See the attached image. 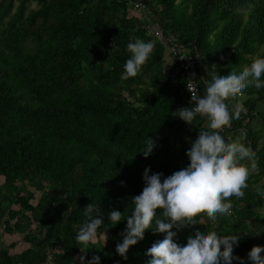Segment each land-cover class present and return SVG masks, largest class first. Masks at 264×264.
Listing matches in <instances>:
<instances>
[{"label": "trees", "instance_id": "16d2710c", "mask_svg": "<svg viewBox=\"0 0 264 264\" xmlns=\"http://www.w3.org/2000/svg\"><path fill=\"white\" fill-rule=\"evenodd\" d=\"M133 1L0 0V228L27 244L0 246V264H42L47 250L56 264H88L93 255L100 264H145L146 249L163 233L146 229L122 259L115 246L126 219L112 226L108 213L131 214L146 166L165 176L186 166L185 150L208 124L199 115L190 124L177 116L193 102L173 70L178 52L167 53L165 41L195 57L202 94L213 72L264 55V0H141L162 39L148 34ZM132 36L154 48L141 71L123 79ZM238 94L227 102L243 106L240 118L217 131L250 146L258 172L243 197L229 198V215L212 221L199 213L174 239L184 243L196 227L240 233L233 251L246 258L253 245H264V198L255 191L264 187V87ZM148 135L156 146L145 157L139 151ZM88 203L105 224L81 244L76 235Z\"/></svg>", "mask_w": 264, "mask_h": 264}, {"label": "clouds", "instance_id": "9594fccd", "mask_svg": "<svg viewBox=\"0 0 264 264\" xmlns=\"http://www.w3.org/2000/svg\"><path fill=\"white\" fill-rule=\"evenodd\" d=\"M153 48L152 41L132 36L127 44L130 55L123 65L122 78L136 76ZM172 62L173 56L167 64ZM262 77L264 55L256 56L250 63L227 74L215 71L211 79L205 81L203 94L192 93L194 106L179 109L177 116L186 123L190 124L199 115L207 119V127L199 129L198 135L185 150L189 160L186 166L167 176L160 171L150 174V166L144 168V186L139 194L131 197L133 206L130 215L122 218V211H109V225L114 226L126 219L120 233L122 239L115 246L122 259H127L131 245L143 239L145 230L152 229L153 232L163 233V238L155 240L146 249L145 254L149 258L145 264H232L234 260L239 264H264V245H253L246 258L234 253L233 249L241 239L240 233H222L214 229L204 231L196 227L184 243L174 239L181 228L197 224L199 213H206L207 217L216 221L219 215L230 214V197L245 195L250 167H257L255 152L250 146L230 140L217 130L228 126L233 119H239L243 110L241 104L230 107L228 98L249 86L257 89L264 87ZM155 146L156 140L148 135L143 150L139 152L147 157ZM245 158L253 160L250 167L242 163ZM124 183L121 181V184ZM255 191L264 198V187L258 185ZM86 217L76 235L81 244L92 241L97 230L105 224L96 204H87ZM100 261V255H93L88 264H100Z\"/></svg>", "mask_w": 264, "mask_h": 264}, {"label": "built area", "instance_id": "2783aa9c", "mask_svg": "<svg viewBox=\"0 0 264 264\" xmlns=\"http://www.w3.org/2000/svg\"><path fill=\"white\" fill-rule=\"evenodd\" d=\"M133 8L135 10H138L141 12V10H147L146 5L141 1H133L132 2ZM143 27L148 32L149 35H152L154 37H158L160 35V32L158 29L152 27V25L148 22H145ZM170 52L175 53L178 52V56L176 58V65L174 66L173 70L177 74H181L184 78V85H183V92L187 94L189 97L192 96V93L198 92L199 94H202L198 83L196 79L194 78L192 74V65L196 62L195 57H192L189 55L186 51V48H184L182 45L178 46H170ZM240 94H238L239 98ZM194 101L191 107L194 106ZM208 122V121H207ZM42 264H56L55 259L53 256V252L50 250L46 251V258Z\"/></svg>", "mask_w": 264, "mask_h": 264}, {"label": "rangeland", "instance_id": "374dc122", "mask_svg": "<svg viewBox=\"0 0 264 264\" xmlns=\"http://www.w3.org/2000/svg\"><path fill=\"white\" fill-rule=\"evenodd\" d=\"M133 14H135L138 17L137 19H139L140 21H142V23L148 22V23H150L152 25V27H154V28H156V29L159 30L158 26L156 25V23H155V21L153 19L152 14L149 11H147V10H144L143 11V10H141V12H139L138 10H135V12ZM160 35H161V33H160ZM160 35L158 37L160 39H162V37ZM165 45L168 48L166 50L167 53H170V46H169V44H167L166 41H165ZM244 98H245V96L243 94H240L239 100L240 101H243ZM261 141H264V132H263V137H262ZM246 159L247 158H245V160H244V164H247L250 167L251 166V163H249ZM257 172H258L257 167L256 168H251L250 167V173H257ZM35 195L38 196V193L36 191H35ZM32 202H34V201H32ZM262 210H264V207L262 208ZM10 242L16 243L15 248H20L21 249V248L27 246V244L22 241L21 234L15 233V234L10 235V234H7L6 232H4L2 230V228H0V246H3V247H6L7 246L8 247V245H9ZM10 251H11V249H10Z\"/></svg>", "mask_w": 264, "mask_h": 264}]
</instances>
